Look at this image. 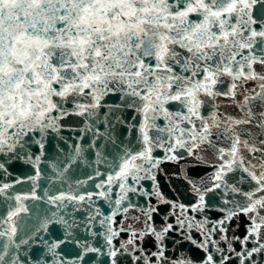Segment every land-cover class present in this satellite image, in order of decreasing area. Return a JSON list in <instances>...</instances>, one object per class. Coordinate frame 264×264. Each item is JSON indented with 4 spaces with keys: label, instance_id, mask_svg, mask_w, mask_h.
Wrapping results in <instances>:
<instances>
[{
    "label": "snow or ice",
    "instance_id": "6c2138e0",
    "mask_svg": "<svg viewBox=\"0 0 264 264\" xmlns=\"http://www.w3.org/2000/svg\"><path fill=\"white\" fill-rule=\"evenodd\" d=\"M0 181V264H264V0H0Z\"/></svg>",
    "mask_w": 264,
    "mask_h": 264
},
{
    "label": "water",
    "instance_id": "95a60500",
    "mask_svg": "<svg viewBox=\"0 0 264 264\" xmlns=\"http://www.w3.org/2000/svg\"><path fill=\"white\" fill-rule=\"evenodd\" d=\"M61 135H63L64 137H67L69 139V142L71 143V137L73 135H76V133H72L70 131H64L61 133ZM54 143H55V141H53V144ZM51 151H52V148H51V146H49V152H51ZM39 166L41 168H44L45 164L42 163ZM162 168L164 169V171L158 177L159 184L161 186V190L164 192L166 197L171 198L173 200H178L179 202H184L185 204H187L189 201L185 195L186 185H184L181 180L176 179L175 177H172L171 180L168 179V177L172 175V172L174 170V165L173 164H164V165H162ZM9 171L12 172L13 175L11 177L6 178L8 182H11L17 176H20L23 178L25 173H27V174L33 173V169L31 167V165H27V164H24L21 162H14L11 166H9ZM197 171L203 173L205 170L204 169H198ZM193 174H195V173H193ZM80 178L86 179V177L83 175H81ZM0 182H3V181H0ZM37 184L46 186L45 181L43 179L37 181ZM30 187H31V182H28V183L23 185L24 190H28V189H30ZM20 188H21V185H15L14 190H19ZM37 192H38V194L42 195L41 187L37 188ZM206 199L209 200V203H212L214 198L206 197ZM2 200H3V198H0V212H3L5 210L4 206L2 205ZM12 203L14 204L15 202L12 201ZM24 203L31 209L33 207V205L36 204L37 202L25 201ZM42 206L43 205L41 204V207ZM189 214L194 215L192 213H189ZM29 216H31V212L28 214H24V213L21 214V218L24 220H27V218ZM207 216L212 221H215L218 218V214L216 212H209V213H207ZM200 219H203V217H200ZM245 223H246L245 218L243 216H241L239 218V225L240 226H239V228L236 229V235H239L241 237L244 235ZM236 225H237V221L233 220L231 222L230 227H229V236H231L232 229L236 228ZM172 235H173V238L176 240L181 239L175 233ZM192 235L196 239L200 238L199 235L195 231L192 232ZM216 239H219V237H216ZM166 243H167V255L169 257H174V256L190 257L194 261H198L200 259V257L203 255L202 252L195 249L187 241H183L179 245H174L172 240H168ZM221 246L223 247L224 245L222 244ZM149 247H150L149 245L145 244L146 249H148ZM235 247H236L237 251L240 250L239 244H236ZM174 249H175V251H174ZM151 250H154V249H151ZM257 259L259 260V257ZM232 264H236V261L234 260L232 262Z\"/></svg>",
    "mask_w": 264,
    "mask_h": 264
}]
</instances>
